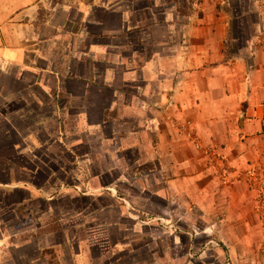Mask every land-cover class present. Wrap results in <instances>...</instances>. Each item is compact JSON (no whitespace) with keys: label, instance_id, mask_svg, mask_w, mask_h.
Here are the masks:
<instances>
[{"label":"crops","instance_id":"1","mask_svg":"<svg viewBox=\"0 0 264 264\" xmlns=\"http://www.w3.org/2000/svg\"><path fill=\"white\" fill-rule=\"evenodd\" d=\"M27 1L0 0V73L16 68L11 82L20 91L14 106L5 102L0 112L7 116L21 109L20 95L34 89L45 96V125L55 121L56 138L86 147L88 136L106 150L112 145L113 152L145 148V173L157 174L151 183L166 202L163 219L170 230L184 222L188 209H198L201 224L190 230L203 227L212 242L210 234L218 231L228 245L229 235L239 232L241 248H253L259 261L264 227L254 209V192L243 174L223 185L213 161L194 149L186 131L196 130L204 145L214 147L236 170L264 167V0H176L175 9L160 0H78L81 18L82 6L96 9L89 16V23L99 27L94 40L139 36V46L131 41L126 51L120 48L122 57L108 62L103 85L91 83L86 72L89 66L96 72L93 63L104 66L100 53L105 48L90 45L79 20L71 32L68 14L54 13L46 20L52 26L36 30V7ZM136 1L146 4L139 8ZM186 1L191 7L181 13L179 4ZM54 2L53 10L62 8ZM58 14L65 16L61 23L55 21ZM170 207L181 210L182 218L170 216ZM234 217L241 222L233 223ZM51 242L44 248L64 264L66 254L62 249L56 253L60 246ZM84 247L74 254V264L92 263ZM243 256L249 260L247 253Z\"/></svg>","mask_w":264,"mask_h":264},{"label":"rangeland","instance_id":"2","mask_svg":"<svg viewBox=\"0 0 264 264\" xmlns=\"http://www.w3.org/2000/svg\"><path fill=\"white\" fill-rule=\"evenodd\" d=\"M39 1L42 2L39 4ZM54 1L62 8L53 10L57 5ZM160 1L168 8H176V0ZM27 2L36 7L33 11L39 17L35 21L36 30L52 26L46 21L52 14H68L73 21L71 32L77 30L79 20V29L89 36L90 45L96 43L95 46L105 48L100 53L104 66L93 63L96 72L90 66L86 72L91 83L103 85L111 65L108 62H112V57H122L120 48L126 51L131 41L136 47L140 45L136 34L131 36V41L103 36L94 40L100 36L97 35L99 27L89 23V16L96 9L82 6L81 18L78 0ZM189 2L179 4L181 13L188 12ZM145 4L136 1L139 8ZM63 17L58 14L55 21L61 23ZM251 19L256 20L255 16ZM85 50L86 42L82 38V53ZM86 61L87 58H82V63ZM123 61L126 60L123 58ZM15 71L12 68L11 72ZM11 72L0 73L1 109L3 103L14 106L13 102L19 99L16 95L20 91L11 82ZM34 92L27 89L20 95L24 103L21 109L12 110L7 116L0 112V242L4 240L0 264H59L58 258H53V250L45 251V244L50 245L51 241L61 247H55L56 253L62 249L66 254L64 264H74L72 259L77 249H82V243L92 258L91 264H264V249L256 261L257 252L253 248L250 251L241 248L239 232L231 234L232 238L229 235L231 244L228 245L218 231L210 234L215 237L212 242L202 232L203 227L194 226L190 230L192 224H201L198 209H188L184 222L178 221L174 230H170L171 224L163 219L166 202L157 197L158 185L151 183L157 174L145 173L148 168L144 166L149 165L143 159L147 150L140 147L142 151L113 152L112 145L106 150L88 136H84L90 144L86 147L70 145L74 140L56 138V131L51 129L55 128V121L45 125L49 114L43 103L45 96ZM255 202L254 209L257 213L261 211L264 227V209L258 210L256 195ZM170 210V216L182 218L181 210L173 212L171 207ZM132 214L135 220L129 218ZM238 221L241 222L233 218V223ZM26 241H30L26 244L28 248L24 245ZM245 253L249 260L243 256Z\"/></svg>","mask_w":264,"mask_h":264},{"label":"built area","instance_id":"3","mask_svg":"<svg viewBox=\"0 0 264 264\" xmlns=\"http://www.w3.org/2000/svg\"><path fill=\"white\" fill-rule=\"evenodd\" d=\"M264 122V119H263ZM190 126V124L188 123ZM185 130H187L185 128ZM196 131V130H189ZM195 148L204 153V155L210 157L213 161L214 166L217 168L219 174L221 175V180L224 184L229 183L232 179L231 176L234 174L232 168L225 162L223 156L219 155L214 147L203 146L199 140H194ZM246 181H248L250 188L253 189L258 201V210L260 208L264 209V168L255 167L244 173ZM261 213V211H260Z\"/></svg>","mask_w":264,"mask_h":264},{"label":"clouds","instance_id":"4","mask_svg":"<svg viewBox=\"0 0 264 264\" xmlns=\"http://www.w3.org/2000/svg\"><path fill=\"white\" fill-rule=\"evenodd\" d=\"M186 134H187V136L189 137V139L191 140L194 149H195L196 151H198V152H200V153H202V154L204 155L203 152H201V151H199V150H197V149L195 148L194 140H199V142H200L203 146H206V145H204V143L199 139V137L197 136L196 132H195V131H186ZM210 147H212V146H210ZM205 156H206V155H205ZM221 156L224 157L225 162H226V163L232 168V170H233V172H234V174L231 176V179H232V180H231L229 183L224 184V183L222 182V180H221V175L219 174L217 168H216V167L214 166V164H213V168L215 169V171H216V173H217V175H218V177H219L220 182H221L223 185H225V186H230V185H232V182H233V181H239V180H240V175H241V174L244 175V173H246L248 170H251V169H253V168H255V167H262V168H264L263 166L256 165V166H254V167H252V168H250V169H248V170H245V171L243 170V171H239V172H238V171H236V169H235L234 167H232V165L227 161V158H225L224 155H221ZM207 157H208V156H207ZM209 160L211 161L210 157H209ZM245 181H246V179H245ZM247 184L249 185L248 181H247ZM249 187H250V186H249ZM250 189H251V188H250Z\"/></svg>","mask_w":264,"mask_h":264},{"label":"trees","instance_id":"5","mask_svg":"<svg viewBox=\"0 0 264 264\" xmlns=\"http://www.w3.org/2000/svg\"><path fill=\"white\" fill-rule=\"evenodd\" d=\"M49 249H46L45 251L47 252ZM50 251H52V250H50ZM48 253V252H47ZM52 256V255H51ZM53 258L54 259H56V256H53Z\"/></svg>","mask_w":264,"mask_h":264}]
</instances>
